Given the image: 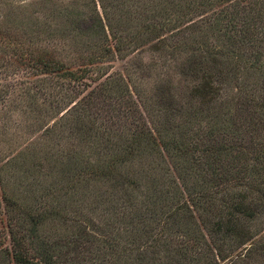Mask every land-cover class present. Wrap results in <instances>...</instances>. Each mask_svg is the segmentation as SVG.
Masks as SVG:
<instances>
[{
  "label": "trees",
  "instance_id": "obj_1",
  "mask_svg": "<svg viewBox=\"0 0 264 264\" xmlns=\"http://www.w3.org/2000/svg\"><path fill=\"white\" fill-rule=\"evenodd\" d=\"M229 1L164 0L160 7V0H0V173L45 161L46 174L66 164L74 175L84 170L81 145L88 144L97 157L84 166L112 190L103 202L112 218L99 224L75 196L71 204L47 206L2 190L10 239L0 264H233L236 257L264 264V232L258 235L264 230V85L254 81L264 79V46L254 61L240 63L234 48L228 54L204 35L190 44L168 43L170 51L185 52L176 81L191 82L134 87L144 107L156 99L158 116L150 126L114 132L95 116L101 95L106 105L105 96L122 84L104 66L128 53L134 40L158 50L160 43H152L170 20L160 24V16L175 10L185 18ZM241 11H226L223 27L218 18L210 27L234 40L249 30ZM125 28L136 31L123 37ZM18 72L28 75L21 84L6 80ZM108 76L115 83L74 95L75 84ZM230 82L235 100L229 109L218 92L222 84L230 90ZM66 131L74 139L59 149L54 141ZM240 247L246 252L235 255Z\"/></svg>",
  "mask_w": 264,
  "mask_h": 264
},
{
  "label": "rangeland",
  "instance_id": "obj_2",
  "mask_svg": "<svg viewBox=\"0 0 264 264\" xmlns=\"http://www.w3.org/2000/svg\"><path fill=\"white\" fill-rule=\"evenodd\" d=\"M83 1L84 0H64L65 3L73 2L75 4L83 3ZM170 1L174 2L176 0ZM163 5L164 0H160V7H162ZM226 5H228L227 8L225 7ZM30 7L33 8L35 6L31 5ZM174 8L176 9L175 6ZM232 8H238L247 15V18H245V20H247L246 23H248L249 25V30L246 33H241V35L238 33L237 35H235V39L230 41L224 39V37L221 35V30L213 31L210 26H214L215 23L213 22H215L218 18L222 21V23H218L219 29L222 28L225 19V17L223 16L225 15L226 11L231 10ZM202 9H205V7H199L197 12H193L192 14L187 15L185 18L176 17L175 10H173V15H171L168 11L165 16H160V24L165 19L170 20L167 22V24H165V26H163L162 29L161 27L160 29H158V31L161 30L158 35L159 37L152 43V45H154L156 41L157 45L160 43L157 48L158 50H155L150 43L143 44L138 43L136 40H134L131 41L130 48H126V50H129L128 53L121 56L119 54H116L113 59H110L106 66H104V68L106 67L104 70L111 69V71L108 73L113 72L112 74H116L114 75L117 78L115 81H120L122 84L121 86H119L118 91L115 90L114 92L113 90L105 96L106 100L104 102L106 103V105L100 102V99L103 98V94L100 98L97 96L99 98V108L96 111H98L99 114L96 113L95 116L99 117L98 120L101 123H106L105 126H113L114 132H116V130L125 131L126 129H128L126 131H131L136 126L147 128L150 126L148 120H150L151 118H157L158 116V104L153 102L156 101V99H151L148 100L149 102L147 103V105L145 103V106H147V108L144 107L142 100L135 95L136 93L133 90L137 88L138 90L141 89V91H152L155 85L165 81L173 83L176 86H184L190 84L191 81H176L177 78H181V76L178 77V74L181 73L180 67L182 66L185 52L170 51L169 46H171L173 43H177L178 45H181L182 43L190 44L192 39H194V36L195 39H197L200 38L201 35H204V37L207 38V43L209 45L223 48V51L225 52H228L231 48H234L235 53L239 54V56L241 55V60H239L240 63H246V61L252 62L259 57L264 46V0H231L220 5H210V7L206 8L205 10ZM261 12L263 13L262 15ZM145 16L147 15H143V17ZM142 20L143 18L141 19V21ZM133 23L132 25L134 26ZM145 23H151L149 17L144 19V24ZM136 25L138 24L136 23L135 26ZM114 27L120 29L117 26ZM135 31L136 28H130L129 30L128 28H125L122 31L123 37L134 34ZM148 33L149 32H145L143 37L151 36L153 34ZM168 43H170L169 46H166L168 45ZM123 51H125V49ZM228 54L230 53L228 52ZM234 58L238 59L237 55H234ZM25 74H29V71H26ZM27 76H20L18 72L15 75H9V78H6V80L16 82L19 85L22 83V81L26 80ZM104 77H102L99 81H85L86 83L84 85L83 83L79 85L75 84L74 95L80 98L84 94L92 91L94 88L96 91V86L102 81H104L102 83H105L106 81H112L115 83V81L111 79L112 77ZM119 78L121 80H118ZM255 80H257L258 86H261L262 83L264 85V79H260L259 77L255 78L254 81ZM216 83H219V81H216ZM125 84L127 85L126 88L128 91L123 90L125 88ZM52 85L54 86V82L50 81L48 83L47 90H52L50 88ZM232 85L233 82H230L229 88L230 90H232V92L229 89L227 90L226 88H228V86H225L223 84L218 92L220 101L222 100L223 104L226 105V108L229 109L233 106L232 102L233 100H235V98L232 97V95L235 94V90ZM105 86H108V84L103 85V87ZM107 89H110V87ZM121 89L122 93L119 92ZM57 90L58 89L55 88V91ZM93 92H91V95H93ZM108 98L109 101L107 103ZM116 98H118L120 102H118ZM93 102H95V100H93ZM119 104L123 105V108L125 109L124 112H122L123 108H120L118 106ZM94 107H96L95 104ZM58 136L59 139L54 142L55 145H57L56 147L59 149H63L70 141L74 139V137L67 131L65 133L59 132ZM37 137L38 136L36 135L34 137V140H36ZM81 150L85 153V155H82L83 158L85 157V160L82 163V166H80L84 167V170H82L81 172H77V170L73 175L72 170H69L71 168L64 164L62 166L56 165L52 170V174H46L48 165L45 161H42L43 165L40 166L39 164H35L34 166L32 164L34 168L29 171L25 170L21 172V170L19 169L20 171L16 173H13L11 171H7L6 174L0 173V193L3 190L13 198H18L20 196L28 194V196L34 199L39 198V200L35 202L36 205L39 203H46L47 206L54 204L63 205L67 204V201H69V204H71L72 199L74 198L73 196H75L79 198L78 204H87V208L90 210V212H92V215L90 216L93 217L95 221L98 222V224L104 223L106 221V218H112L110 212H106L105 210H103L105 206L103 202L107 201L106 198H108L112 193L111 186L109 185L108 181L104 182L102 180L96 179L95 176H91L92 173L88 172L87 166H84L85 162L88 161H90V163H95L97 153L93 154L88 144H82ZM77 158L80 159L79 157ZM148 162L149 159H146V161L144 160V162L142 163L146 165ZM139 163L142 164L141 161ZM149 164H151V161L148 163V165ZM56 171L58 172L56 173ZM58 179L62 180L60 181ZM64 180H67L69 182V185H67L66 181ZM48 185L50 186V190L45 188ZM69 186L71 187L69 188ZM34 190L36 191L35 194L32 193V191ZM83 192L85 193V196H83ZM74 203L77 202L74 201ZM95 205H98L99 207L97 208ZM5 211L6 208L4 206V202H2L0 197V249L5 245H9L10 239L8 236L9 220L7 219ZM97 227L99 228V226ZM90 229L94 230L95 228L91 225ZM263 232L264 230H261V233L258 235H261ZM260 239L264 240V235H262V238ZM245 252L246 248L240 247L235 251V255H237L238 253L244 254ZM243 260L244 262L242 260H238V258L236 257L233 264H248V261L246 259ZM226 263L228 264L229 261L219 262V264Z\"/></svg>",
  "mask_w": 264,
  "mask_h": 264
}]
</instances>
